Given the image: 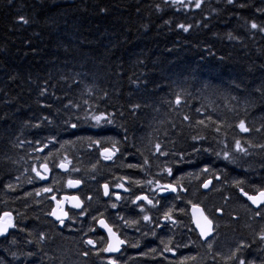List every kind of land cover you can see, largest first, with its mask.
<instances>
[{"label":"trees","instance_id":"16d2710c","mask_svg":"<svg viewBox=\"0 0 264 264\" xmlns=\"http://www.w3.org/2000/svg\"><path fill=\"white\" fill-rule=\"evenodd\" d=\"M262 145L264 0H0V220L16 222L0 238V264H95L47 217L37 173L49 165L61 178L64 162L88 187L138 169L131 183L165 169L213 179L208 195L189 190L201 194L191 203L225 215L220 248L211 256L201 245L198 264H264V207L238 193L264 190Z\"/></svg>","mask_w":264,"mask_h":264},{"label":"flooded vegetation","instance_id":"af4514ba","mask_svg":"<svg viewBox=\"0 0 264 264\" xmlns=\"http://www.w3.org/2000/svg\"><path fill=\"white\" fill-rule=\"evenodd\" d=\"M74 170L72 165L68 172L60 175L61 178L53 173L52 179L50 178L47 184H42V187L51 189V191H44L49 209L47 217L52 220L50 215L55 208V203L64 205V210L68 214L63 223L52 220L55 227L52 233L55 236L62 235L78 239L83 247L81 250L85 259H91L95 264H186V259L193 256L195 259L192 264H198L201 245L207 247L211 256L220 248L224 236L223 233L217 232L215 221L217 217L220 220L225 217L222 210H216L210 215L204 209L215 225L213 238L206 242L201 239L192 223L190 210L197 204L191 202L194 199H200L201 194L189 192V190L196 185L201 190L200 182L195 184L194 179L186 180L177 172V175L172 178L173 169L171 174L169 169H165L164 173L155 170L152 174L149 170L147 172L149 176L142 182L131 183L134 178L145 173L143 169H138L136 172L128 170V173L134 175L133 179L122 178V184H118L121 178L117 172H109L97 185L88 187L87 183H83L78 190H72L69 181L74 179L72 177ZM105 185L110 191L108 198L103 194ZM171 188H175L176 191L173 192ZM53 196L54 201H52ZM141 197H147V199H141ZM71 198H77L80 206L73 207L75 201H70ZM98 200H102L101 206L97 205ZM186 205L189 218L183 214ZM93 209L103 213L94 217ZM101 220L124 241L119 254L103 251L109 245V239L100 226ZM13 225L16 227V222L13 221ZM15 227H12L8 235L0 236V238L8 241ZM139 238L145 242H142L140 247H135V239ZM74 239L71 241L72 248ZM88 240L94 241L95 246L89 245ZM32 243L36 249V243L34 241ZM144 243L146 253L143 252ZM49 244L50 242H45L46 247H49ZM78 244L76 241V246Z\"/></svg>","mask_w":264,"mask_h":264},{"label":"snow or ice","instance_id":"6c2138e0","mask_svg":"<svg viewBox=\"0 0 264 264\" xmlns=\"http://www.w3.org/2000/svg\"><path fill=\"white\" fill-rule=\"evenodd\" d=\"M228 2L229 3H233L234 0H228ZM196 6L199 7L200 6L199 3ZM21 19H22V22L23 23H27L28 22L27 20H25L23 18H21ZM180 27L181 28H184L183 25H181ZM252 27L253 28H256L257 25L256 24H253ZM185 31H187L186 28H185ZM176 103L179 104L180 103V100L177 99ZM94 119L96 120V123L99 124L102 119H107V117L96 116V117H94ZM185 119H187V117H185ZM201 123H203V121H201ZM71 127L72 128H75L76 125L73 124V125H71ZM239 128L241 129V131H244V132H248L249 131L248 127H246V125H245V123L243 121L240 122ZM262 147H264V145H262ZM157 149H159V145H157ZM236 150L237 151H240V152H246L247 151L246 148L241 147V145H240L239 142H237V144H236ZM112 155H114V153L109 152L108 150H105V159H111ZM60 166L63 167L64 165H60ZM44 167H45V170H47V165H45ZM168 171H169V174H171V169H169ZM37 175H39V173H37ZM42 178H46V177H42ZM73 183L74 182L69 181V185L70 186H73ZM75 184L78 185L79 184V181H76ZM120 186L122 187V185H120ZM168 187H170V186H168ZM204 187L207 188L208 187V184H205ZM104 188H105V195H107L108 194V186L105 185ZM171 190L173 192L176 191L175 188H171ZM43 191H46L47 192V191H51V189H44ZM39 194L40 193H37V195H39ZM245 195H247V193H245ZM117 198L119 199V197H117ZM52 199H55V197L53 196ZM141 199H147V197H141ZM248 199L251 200L253 204H256L257 207H260L261 204H264V191L260 192L259 193V196H248ZM149 203H151V201H149ZM79 206H80L79 203H76V204L73 205V207H79ZM113 206L115 207V205H113ZM6 215L9 218V222L7 224L3 225L2 227H0V235L4 234L7 231V228L8 227H15V225H13V224L10 223V221H11L10 214H6ZM52 215H56V218L58 220H60L61 223H63V219L66 218L68 214L66 212H63L62 215H57L55 212H53ZM204 220L206 221V226H200L201 227V233L200 234L205 239H207L208 236H210V235L213 234V227H212V221L209 220L206 216L204 217ZM99 223H100V225L102 227L107 228V230H108V232L110 234H112L113 236L115 235L114 233H112V229L109 228L108 225L105 224V222L103 220H101ZM260 239L261 240H264V235H262L260 237ZM117 241L118 242L116 244H109L107 247H105L103 249V251H105V252H115V251H119L120 250L119 249V245L120 244H123L124 241L123 240H119L118 238H117ZM87 243L89 245L95 246L94 241H92V240H88ZM168 250L170 251L171 249H168ZM237 252H239V249H237ZM191 259H195V257H191ZM239 264H244V261L243 260H240L239 261Z\"/></svg>","mask_w":264,"mask_h":264},{"label":"water","instance_id":"95a60500","mask_svg":"<svg viewBox=\"0 0 264 264\" xmlns=\"http://www.w3.org/2000/svg\"><path fill=\"white\" fill-rule=\"evenodd\" d=\"M43 150H40V152H42ZM103 155H105V151L103 152ZM61 170L63 172H68L69 171V166H63L61 167ZM42 172L43 174H45L46 176L44 175H41V178L42 177H46V178H42L44 181H48L49 179V176H50V170L47 168V170H45V168H42ZM210 182V183H209ZM205 184H208V187L205 188L204 185ZM213 184H214V180L213 179H208L206 181H204V183L202 184V187H201V191L204 192V193H210L213 189ZM264 190H260L258 192H256L255 194H249L247 193V195H245V191L243 189H239V195L240 197L245 200L254 210L256 211H259L263 206L264 204H261L260 207H257L256 204H253L251 200L248 199V196H259V193L262 192ZM72 201H75V204L76 203H79V200L77 198H71ZM52 201H54L52 199ZM60 208H62V210H60ZM55 212L57 215H62L63 212H65L64 210V205H60L58 203H55V208L53 209L52 213ZM50 215V218L55 221V222H60V220H58L56 218V215ZM190 215H191V218H192V222H193V225L196 229V231L199 233L201 239L205 242V241H208L210 240L211 238H213L214 236V223L213 221L207 216L206 212L204 211L203 207L201 206H193L190 210ZM220 215V214H219ZM207 217L209 220L212 221V227H213V234L208 236L207 239H205L200 233H201V227L200 226H206V221L204 220V217ZM66 218H64L63 220H66ZM9 221H7L6 223H0V227H2L3 225L7 224ZM11 223V222H10ZM199 225V226H198ZM101 226V225H100ZM109 227V226H108ZM12 227H8L7 228V231L3 234V235H7L9 234L10 230H11ZM101 228L105 231V233L107 234V237L109 239V244H116L118 241H117V238L119 240H121L119 238V236L112 230V233H114L115 235L113 236L112 234H110L107 230V228H104L101 226ZM110 228V227H109ZM123 244H120L119 245V251H115V252H112V254H119L121 252V247H122Z\"/></svg>","mask_w":264,"mask_h":264},{"label":"bare ground","instance_id":"6f19581e","mask_svg":"<svg viewBox=\"0 0 264 264\" xmlns=\"http://www.w3.org/2000/svg\"><path fill=\"white\" fill-rule=\"evenodd\" d=\"M40 150H43L42 152H40ZM105 150H108L109 152H112V153H114V151L113 150H111V149H105ZM105 150H103L102 152H101V156H102V158H104L105 159V155H103V152L105 151ZM39 152L40 153H43L44 152V149L43 148H40L39 149ZM114 155H112V157H113ZM111 157V158H112ZM60 165H64V166H69V168L71 167V165L69 164V163H66V162H64V163H61ZM59 165V167H58V171L61 173V174H64L65 172H63L62 170H61V166ZM45 165H43L41 168H40V170L38 171V173H39V175H38V178L42 181V182H44V183H48L49 181H50V178H51V176H52V170H51V168L49 167V165H47V168L50 170V176H49V179H48V181H44L42 178H41V175H44V176H46L45 174H43V172H42V168H45L44 167ZM72 182H74L73 183V186H70V189H72V190H78L79 188H81V185L83 184V182L81 181V180H78V179H73V180H71ZM76 181H79V184L77 185V184H75V182ZM109 192L110 191H108V194L107 195H105V191H104V196L106 197V198H108L109 197ZM70 201H72V199H70ZM72 202H74V201H72ZM10 217H11V224H13V221H12V214H10ZM7 221H9V218H8V216L7 215H5V216H3L2 218H1V220H0V223H6ZM193 223V222H192ZM194 226V225H193ZM3 235V234H2ZM2 235H0V236H2Z\"/></svg>","mask_w":264,"mask_h":264},{"label":"rangeland","instance_id":"374dc122","mask_svg":"<svg viewBox=\"0 0 264 264\" xmlns=\"http://www.w3.org/2000/svg\"><path fill=\"white\" fill-rule=\"evenodd\" d=\"M240 159H243L242 157L240 158ZM248 161H251V158H249V157H247L246 158ZM66 163H69V162H66ZM69 164H71V163H69ZM183 171V170H182ZM204 198H206V197H204ZM202 199H203V197H202ZM204 200H206V199H204ZM232 203H234V206H233V209L235 210V212H238V209L240 208L241 210H243L245 213H248L249 211L247 210L248 209V207H247V205L245 204V203H243V202H241V201H236V200H234V202H233V200H231V205H232ZM207 208H208V213L211 215V213H212V211H211V206H210V204H208L207 203ZM264 210V209H263ZM192 219V218H191ZM256 221H258V220H256ZM255 225H253V227H252V230H250V233H253L256 229H258L259 228V225H260V223H257V222H255L254 223ZM195 228V227H194ZM196 230V229H195ZM213 244V243H212Z\"/></svg>","mask_w":264,"mask_h":264}]
</instances>
